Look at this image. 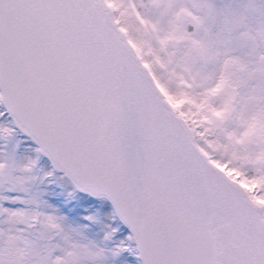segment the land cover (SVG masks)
<instances>
[{
	"label": "snow or ice",
	"instance_id": "snow-or-ice-1",
	"mask_svg": "<svg viewBox=\"0 0 264 264\" xmlns=\"http://www.w3.org/2000/svg\"><path fill=\"white\" fill-rule=\"evenodd\" d=\"M0 264H264V0H0Z\"/></svg>",
	"mask_w": 264,
	"mask_h": 264
}]
</instances>
